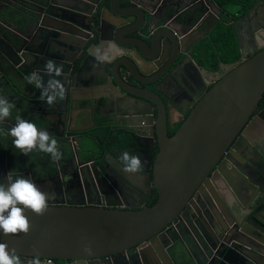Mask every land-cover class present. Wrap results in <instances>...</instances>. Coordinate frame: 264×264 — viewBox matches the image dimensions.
<instances>
[{"label":"water","instance_id":"95a60500","mask_svg":"<svg viewBox=\"0 0 264 264\" xmlns=\"http://www.w3.org/2000/svg\"><path fill=\"white\" fill-rule=\"evenodd\" d=\"M118 3V0H112L106 9L114 17L125 18V24L138 17L145 18L143 7L137 2L127 5L128 12L118 11ZM50 5L56 8V12L50 17L53 22H39L42 29L34 34L30 40L31 45L44 42L47 47L58 46V40L67 42L66 36L69 33L78 34L80 43L89 37L88 32L94 27L93 21L86 17L85 22L80 23V18L66 12L72 10L77 15L85 14L81 7H76L70 1L60 3L57 0H50ZM125 24L121 23L120 27ZM145 27L146 25L140 28L139 33ZM96 30L99 33L98 42L93 41L88 48L84 47L87 58L81 61L78 72L84 70L89 60L93 65L96 50L103 51L109 42H114L123 51L120 56L125 60L117 65L112 60V64L109 63L106 69L102 66L103 70L102 67L96 68L98 75L95 73L94 76L97 82L104 81L98 83L110 85L119 98L125 95L129 97L125 107V111L128 110L127 117H121V123L116 124L124 130L117 134L135 130L136 120H143L148 124L145 129L150 140V152H147L148 164L141 173L145 175L149 188L150 185L155 188L157 198L153 204L147 205V195L140 196L136 203H128L124 207H118L119 203L85 205L49 200L48 210L42 216L26 211L31 223V230L27 235L5 236L0 233V242L15 249L24 261L39 256L41 264H49L47 259H51L50 264H60L56 261L96 264L101 259L108 261L123 253L131 259L130 256L136 254V251L143 253L142 248L150 247L153 257L151 264H264V170L261 167L258 169L256 164L250 165V159H246L250 166H245V161L242 162L241 158L238 160V157L233 159L232 153H226L225 158L219 160L235 137L244 132L247 124L256 117L264 119V108L253 119H249L264 93V44L260 50L244 55L222 75L212 79L211 86L201 92L197 102L190 103L186 97L183 101L186 106L182 107L180 103L171 100V113L184 115L187 109L190 110L169 136L166 131L168 117L160 97L158 96L157 101L152 92L133 93L135 91L124 86L126 80L120 76V65L130 73L133 72L136 77L135 72L145 74L140 69L139 62L146 73L154 69L156 64L158 67L163 66L166 56L160 50L156 54H150L152 48L158 47V36L154 33L153 43V33L149 30V34L145 33L149 43L133 34L129 35L132 37L130 43H125L119 37L128 35L121 31L119 34L114 35L112 32L109 35L102 32L103 27L102 30ZM164 37L166 41L169 40L170 49V33L164 34ZM175 39L172 40L174 52L176 49L178 52L182 41L178 37ZM162 43L165 46V41L160 40V44ZM65 48L62 46V50ZM23 49L21 46L17 51L21 52ZM81 51L82 46L73 49L71 54H80ZM180 52L183 53L182 50ZM175 58L164 70L167 74L172 73L173 69L170 67ZM71 62L67 60L63 66L61 80L65 90L66 68ZM15 66L25 77L23 69ZM80 91L83 89L80 88ZM188 96L191 98L190 94ZM152 101H156L159 109L156 126ZM62 103L66 105L65 98ZM43 118L49 119L44 114ZM35 119L40 121L39 118ZM113 121L109 125H115ZM0 127L5 131L10 128L8 124ZM154 131L157 132L156 143L159 150L152 161ZM70 141L74 143L75 139L72 137ZM245 141L244 138L241 142ZM5 142L2 140L4 145ZM65 142L67 141L62 145ZM242 154L246 156L244 152ZM260 158L264 159L262 155ZM5 161L6 155L3 158L4 167ZM248 168L253 169L254 176L247 171ZM214 170L221 176V185L216 189L208 183V174ZM256 170L260 171L257 175ZM41 189L43 190L42 187ZM242 196L248 199L243 201ZM231 198L234 204H230ZM181 219L184 224L180 227Z\"/></svg>","mask_w":264,"mask_h":264},{"label":"flooded vegetation","instance_id":"af4514ba","mask_svg":"<svg viewBox=\"0 0 264 264\" xmlns=\"http://www.w3.org/2000/svg\"><path fill=\"white\" fill-rule=\"evenodd\" d=\"M57 1L60 3H67L70 1L76 4V7H81L85 14L77 15L72 10H66L70 15L80 18V20H78L80 23H84L86 17H89L90 20L93 21L94 27L91 32H88L90 33L89 37L84 38L82 43H80L78 34L69 33L66 36L67 42L58 40V46L49 47L48 45V48L44 42H40L35 46L31 45L30 40L33 38L34 34L42 29V27L39 26V22L52 23L53 21L50 17L56 12V8L50 5V0H0V10L11 5L13 2V4H18L22 7L21 15L23 16V18L21 17L22 22L19 23V25L13 23L14 25L12 24L6 28H1L0 26V96L6 97L9 102L15 105L12 110V116L9 119H15L17 115L22 118L23 114L33 119L39 118L43 123V121L46 120L43 118V114L46 115L47 118H49L48 120H51V122L56 125L53 133L57 136L55 138L59 143V150L62 152V158L58 163L53 162L51 157L46 160L47 158L44 157L43 153L42 157H40L41 153L38 150L28 153L26 155V161H23L22 158L14 157L15 160L11 159V161L17 164V166L13 169L7 158V156H9L7 153L8 148L14 146L12 143L13 138L11 136L6 137V133L0 131V143L2 140H5V147L7 148L5 167L3 166L5 153L0 157V182L6 183L5 177L9 171H12V173H20L22 174L21 176L33 180L40 188L42 187L44 191L54 194V198L49 200L57 203L72 201L75 203H84L85 205H104L106 203H119L122 205L120 206L118 204V207H124V205L128 203H136L137 198L135 199V196H137L136 192L138 189H134L125 183L122 184L118 173L111 168V165L122 166L120 161L121 154L124 151L133 154L136 149L134 144H136L144 148V150H141V160L144 162V168L146 167V164H148L147 152H150V140L148 139L147 130L145 129L148 124L140 120V124H142L140 127L145 131L147 136H145L141 130L138 133L136 125V133L132 130H127L126 132L123 131L117 134L118 131L124 130L121 129V126L116 125L121 123L117 115L120 114L122 117H127L128 110L125 111V107L129 97L126 95L122 96L119 102H117L119 97H115V100L110 102L109 105H104L103 99L109 96L112 97L114 95L113 89L108 84H100L104 82L103 80H99L98 82L100 83H97L104 87L92 88L94 87L93 85H95V73L87 72V74H85V70H93L94 68H101L102 66L106 69L108 63L97 64L95 61L92 65L89 60L84 70L78 72L81 61L87 58L84 47L88 48L93 41L96 42L98 40L97 37L99 33L96 29L102 30V27L104 29L102 32H105V34L111 35L113 32L114 35H116L121 31L125 35H128L119 37L120 40L125 43H130L132 37L129 35L131 34L140 36L149 43V38L145 36V33L149 34V30L153 33V43L154 33L158 36V47L152 48L153 50L150 51V54H156L160 50L161 54L166 56L162 66L163 68L158 67L156 64L154 69L146 73V70L142 68V63L139 62L140 69L145 72V74L142 72H140V74L135 72L137 74L136 77L133 72L130 73L126 68L120 65V76L126 80V83L123 84L129 89L142 90L147 93L152 92L155 94L157 101L160 97L164 103V108L168 117L166 131L170 136L181 123V118L183 117L182 119H184L190 110L187 109L184 115L178 112L171 113V109H173L169 104L171 100L180 103L182 107L186 106V103H183L186 97L189 99L190 103L197 102L201 92H205L211 86L212 79L222 75L233 63L242 59L244 55L260 50L264 44V0H118L120 7L115 8L121 12H128V9H126L128 7L127 5L133 4L132 2H137L143 7L145 18L140 19V17H138L137 20L129 24H125V18H120L121 16L114 17L106 9V6H109L112 0ZM239 7L248 8L245 14H248L250 17V23H247L246 20L242 23L239 22V18L245 15L239 16ZM10 8H14L13 5H11ZM236 9H238V11L232 12ZM222 13L225 15V19L228 20V22H226L227 27L222 22ZM121 23L125 25L120 27ZM145 25V29L139 33V29ZM218 25H220V29L217 31V35L214 36L213 31ZM222 27H224V29H222ZM169 33L170 39L176 40L175 38L178 37L182 41V45L178 52L177 49L174 52L172 40H170L169 49V40L166 41L164 37V34ZM225 34H229L230 37L235 40L234 45L230 42L227 44L228 48L226 51L229 53H238V60L230 63V65L221 63L216 70L205 69V64L200 62V57H207L206 51L213 46H215V50L218 51V46H222V42H227L228 37L224 36ZM214 39L217 41L214 42ZM160 40L163 42L165 41V46L163 43L160 44ZM21 46L22 49L23 47L25 49L18 52L17 49ZM62 46L66 48L62 50ZM80 46H82L80 54H71L73 49H78ZM180 50H182L183 53H181ZM50 55H52V57ZM174 58L175 61L170 67V69H173L172 73L167 74L164 70L170 66ZM48 59H53L56 64H62L63 66L66 64L67 60L72 61L70 66L66 68L65 106L62 101H57L54 106L49 107L46 102L41 99L40 89L27 82L28 75L33 71H39L40 74L44 76L45 81L49 79V77L44 74V64ZM180 59L181 61L177 63ZM122 60H125V58L118 55L113 62L117 65ZM15 65L23 69L25 77H23ZM76 74H80L81 76H76ZM90 74L92 76H90ZM165 75L166 77L163 78ZM59 79L61 80V77H59ZM82 85L87 87V89L82 88L83 90L86 89L85 91H80V86ZM189 94L191 98L188 96ZM83 95L87 96L81 97ZM85 99L86 102L80 101ZM112 104L114 105L113 111L111 108ZM89 108L99 109V115H105V113L109 111V108H111L113 112L111 117L106 118L97 115L99 122L93 127H104L109 134L104 140V146L101 147L98 154L92 157V159L81 163V166H84L83 169L87 168L89 166L88 163H90L92 167L95 169L97 168L100 173H102L103 170H108L107 172L105 171L106 180L99 178L97 179V183L94 179H91V181L82 180L79 173V168L81 166H78L79 152H83V148L81 147L82 141L85 139L91 142L97 140L95 136L90 133L77 132L72 129L74 117H79L78 111L82 109L87 111ZM263 108L264 102L260 107L258 106L256 110H254L249 119H253ZM152 109L156 126V122L159 119V109L156 101H152ZM110 121H113L115 125H109ZM65 124L67 128H65ZM150 126H152V122ZM172 129H174V131L171 134ZM155 130H157V127ZM72 137L76 142L74 141L73 143L70 141ZM156 138L157 132L154 133L153 138L155 142L152 151V161L159 150ZM244 138L246 141L242 143L241 141ZM64 141L67 142L62 145ZM234 146H237V148L235 149ZM243 152L246 156H243ZM226 153H232L231 157L233 159L238 157L237 159L239 160V158H241L242 162L245 161V166L256 164L258 169L261 167L262 170H264V159L262 160L260 158V155L264 158V119L256 117V119L247 124L244 132L235 137L219 160L224 159ZM246 159H250L249 164H247L248 162ZM33 162H35V164ZM101 165H104L105 169H102ZM252 170V168L247 169V171L254 176ZM258 172L260 171L256 170V175ZM218 174L216 170L208 174V183L215 189L218 185H221L219 181L221 176H218ZM66 176H71V180L67 183L64 181ZM106 181L108 183H106ZM202 184L203 182L200 185ZM147 188H149L148 184ZM255 188H253V190ZM154 189L155 188L150 185L148 192L139 191L141 196L147 195L145 196L147 198L145 204H147L154 194L157 195ZM247 199L246 196L241 197L243 201ZM230 204H234L232 198L230 199ZM180 221H182L181 227L184 221L183 219ZM150 249H152V247H150ZM150 249L142 248L143 253L136 251V254L130 256L131 259L128 258L127 254L125 255L123 253L113 258L111 264H151L150 260L153 257L150 253ZM101 261L103 260L101 259ZM51 262H49V264ZM56 262L60 264L71 263V261ZM102 263L108 262L106 260Z\"/></svg>","mask_w":264,"mask_h":264},{"label":"clouds","instance_id":"9594fccd","mask_svg":"<svg viewBox=\"0 0 264 264\" xmlns=\"http://www.w3.org/2000/svg\"><path fill=\"white\" fill-rule=\"evenodd\" d=\"M122 54L123 51L114 42H109L103 51L96 50L94 60L97 64L109 63ZM44 74L49 77L47 81L39 71H33L28 75L27 82L40 89L41 99L52 107L57 101L65 98L66 90L59 79L64 74L63 65L48 59L44 64ZM14 107L15 105L6 97L0 96V125L12 116ZM0 131L3 129L0 128ZM7 135L13 138L14 147L24 155L38 150L49 154L53 162L58 163L62 158L57 140L48 131L38 128L35 123L19 115L15 117L14 125L7 130ZM120 161L121 171L125 173L137 174L143 171L144 162L140 155L125 151L121 154ZM70 180L71 176L64 178L65 183ZM5 181L6 183L0 182V233L5 236L27 235L31 230V223L25 214L26 211L36 216L44 215L49 207V199L54 198V194L42 190L29 178L14 175L12 171H9ZM0 264H41V259L36 256L24 261L15 249H10L7 243L0 242Z\"/></svg>","mask_w":264,"mask_h":264},{"label":"crops","instance_id":"0c3cea01","mask_svg":"<svg viewBox=\"0 0 264 264\" xmlns=\"http://www.w3.org/2000/svg\"><path fill=\"white\" fill-rule=\"evenodd\" d=\"M142 1H148V0H142ZM11 5H13L14 8H10ZM11 5H9V6H7V7H5V8L0 10V26H1V28H6L8 26H11L13 23L19 25V21L21 20V17L23 18V16L21 15L22 7L20 5H18V4H13V2L11 3ZM128 21H129V19H128ZM109 63H111V62H109ZM87 72L88 73H96V75H98V71H96L95 68L93 70H88V71L86 69L85 70V74H87ZM90 76H92V75L90 74ZM96 80L97 79H94L95 85H93L94 87H92V88L104 87V86H100V84H98ZM80 88H86L87 89V87L83 86V85L80 86ZM86 89H84L83 91H85ZM132 91H135V92H133L135 94L147 93V92H144L142 90H137V89H133ZM86 96L87 95H83L82 97H86ZM115 97H119V95L117 93H115L112 97L109 96V97L103 99V103L105 101L104 105H109L110 102L115 100ZM80 101H85L86 102V99L85 100H80ZM119 101H120V98L118 99L117 102H119ZM117 102H114V103H117ZM124 103H125V101H124ZM108 107H110V106H108ZM111 108H112V111H113L114 110V105L113 104H112ZM111 108L108 109L109 111L107 113H105V115H99L100 114V110L96 109V108H89V110H87V111H85L84 109L78 111L79 117H74V122L72 124V129L74 131H77V132H79L80 130L82 132H87V131H91L94 128H98V127H93V126H95V124H98V122H99V118H97V117L98 116L99 117L102 116V118L111 117L113 115V112L111 111ZM121 117L122 116L120 114L117 115L118 119L119 118L121 119ZM22 118H24L26 120H29L30 122L35 123L38 128L48 131L49 134L51 136H53L54 138L57 137L53 133L54 127H56L55 123H52L51 121H48V120H44L43 123H42L41 121H38V120L33 119V118H30L29 116L27 117V116H25L23 114H22ZM14 123H15V119H9V118L7 120H5V122H4V124H8L10 127L12 125H14ZM66 124H65V128H67ZM140 126H142V124H140V120L139 121L136 120V129H137L138 133L141 130L143 132V134H145V131ZM132 131L134 133H136L135 130H132ZM3 132L6 133V135H5L6 137H10V136L7 135V131H5L4 129H3ZM145 136H147V135L145 134ZM82 142L83 143H81V147L83 148V152L82 151H81V153L79 152V156H78V166L79 167L81 166V163H83L85 161H88V160L92 159V157L97 155L99 150L101 149V147L104 146V143H103L104 141H102V143H100L98 140L95 141V142H90V143H87L86 141H82ZM0 144H2V145H0L1 150H2V154L5 153V155H6V151H7V148L5 147L6 145H4L2 142ZM134 147L136 149H135V152L133 154L142 156V154H141L142 151L141 150L143 149V147H141L139 145H136V144H134ZM9 150H10V147L8 148V152L7 153H8L9 156H7V158H8L9 163L11 164V167H13V169L17 166V164H15V163H13L11 161V159H14V157H19V158H22L23 161H26L27 156L24 155L23 153L20 152L21 153V157H20V156H17L15 152L14 153H10ZM101 154H102V152H101ZM1 155H0V157H1ZM33 163L35 164V162H33ZM88 165L89 166L87 168H85V169H83L84 166H81L79 168L80 178L82 180L91 181V179H94V181L96 183H97V179H99V178H101L102 180H106L105 171L107 172L108 170H105V171L103 170L102 173H100L99 170L97 168L96 169L93 168L90 163H88ZM121 167H122L121 165H118V166L111 165V168L116 170V172L118 173V176L121 179L120 182L122 184L125 183V184H128L129 186L133 187L134 189H138V191L136 192L137 196H135V199L139 198L141 196L139 194V191H146V192L149 191V188H147V184H148L147 183V179H146L144 174H142V173H137V174L125 173V172L121 171ZM101 168L105 169L104 165H101ZM142 172H144V168H143ZM106 183H108V182L106 181ZM102 262L103 261H100L99 263H96V264H111L113 262V260L109 259L107 261L108 263H102ZM252 264H254V263H252Z\"/></svg>","mask_w":264,"mask_h":264},{"label":"trees","instance_id":"16d2710c","mask_svg":"<svg viewBox=\"0 0 264 264\" xmlns=\"http://www.w3.org/2000/svg\"><path fill=\"white\" fill-rule=\"evenodd\" d=\"M248 8H241L239 7V16L244 14L246 11H247ZM22 22V19L19 21V23ZM224 36L228 37L227 39V42H222V46L221 47H224V46H228L227 44H229V42L231 44L234 45V39L232 37H230L229 34H225ZM217 40L214 39V42H216ZM216 45V44H215ZM215 52H218L217 50H215ZM224 53L226 55H228L227 57H221V58H218L219 61H221L222 64H227V63H232V61H237L238 58H239V54L238 53H229L226 51V49L224 50ZM218 67V64L216 62H214L213 66L210 67L212 68L211 70H216ZM263 97L261 98V100H259L258 102V106L260 107L262 105V103L264 102V93L262 95ZM174 129L171 130V134L173 133ZM86 133H90L92 135L95 136L96 140H98L100 143H102V141H104L107 137V135L109 134L106 130V128L104 127H98V128H94L92 129L91 131H87ZM86 141L87 143H90L91 141L90 140H84ZM95 142V141H94ZM3 148V147H2ZM10 153H16L17 156H20L21 157V153L18 149H16L14 146H11L10 150H9ZM40 157H42V153L43 152H40ZM2 154V150H1V147H0V155ZM44 154V157L47 158L46 160H48L50 158V155L47 154V153H43ZM155 190V189H154ZM157 198V195L154 194L151 199L147 202V205H151L155 202Z\"/></svg>","mask_w":264,"mask_h":264},{"label":"rangeland","instance_id":"374dc122","mask_svg":"<svg viewBox=\"0 0 264 264\" xmlns=\"http://www.w3.org/2000/svg\"><path fill=\"white\" fill-rule=\"evenodd\" d=\"M235 11H238V9L233 10L232 12H235ZM239 19H240L239 20L240 23H242L245 20H246L247 23H250V17L248 16V14H245L244 16L240 17ZM222 22L225 24V26H226V22H228V20L225 19V15L223 13H222ZM219 29H220V25L215 27V29L213 31V35L214 36L217 35V31ZM222 29H224V27H222ZM227 48H228V46H224V47L218 46V52H215V46H213L212 48H208V50L206 51L207 52V57L204 58V56H201L200 57V62L205 64L204 67L207 70L212 69L210 67L213 66L214 62H216L218 64V66H219L221 64V61H219L218 58L227 57L228 56V55H226L224 53V50L227 49ZM232 62H234V61H232ZM226 65H230V63L226 64Z\"/></svg>","mask_w":264,"mask_h":264},{"label":"built area","instance_id":"2783aa9c","mask_svg":"<svg viewBox=\"0 0 264 264\" xmlns=\"http://www.w3.org/2000/svg\"><path fill=\"white\" fill-rule=\"evenodd\" d=\"M46 261L49 263V262H51V259H47Z\"/></svg>","mask_w":264,"mask_h":264}]
</instances>
